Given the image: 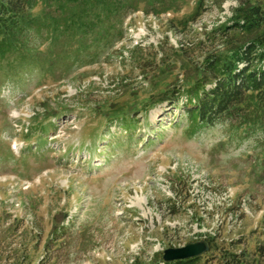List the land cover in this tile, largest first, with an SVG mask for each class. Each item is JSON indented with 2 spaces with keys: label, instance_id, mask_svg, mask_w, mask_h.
Listing matches in <instances>:
<instances>
[{
  "label": "rangeland",
  "instance_id": "374dc122",
  "mask_svg": "<svg viewBox=\"0 0 264 264\" xmlns=\"http://www.w3.org/2000/svg\"><path fill=\"white\" fill-rule=\"evenodd\" d=\"M127 1L102 38L39 0L0 57V264L154 263L202 240V264H264V114L197 128L165 99L240 0Z\"/></svg>",
  "mask_w": 264,
  "mask_h": 264
},
{
  "label": "trees",
  "instance_id": "16d2710c",
  "mask_svg": "<svg viewBox=\"0 0 264 264\" xmlns=\"http://www.w3.org/2000/svg\"><path fill=\"white\" fill-rule=\"evenodd\" d=\"M38 1L0 0V57L22 46L20 38L35 19L31 11ZM49 1L62 8L63 15L71 14L69 22V18L63 19L61 29L76 26L91 30L100 24L102 38L111 35L113 25L107 24L120 6L137 9V3L128 5L127 0ZM176 2L153 0L150 3L155 12L162 13L172 9V3ZM231 22L215 29L225 40V48L206 55L199 65V78L180 86L175 98L165 97L178 106L185 95L187 121L194 127L213 126L227 117L246 121L249 113H255L254 117L264 114V0H240ZM235 33L241 34L238 40L233 39ZM155 258L154 263L136 261L131 264H202L201 255L174 261H163L158 255ZM221 263L247 264L242 254L237 253H228Z\"/></svg>",
  "mask_w": 264,
  "mask_h": 264
},
{
  "label": "water",
  "instance_id": "95a60500",
  "mask_svg": "<svg viewBox=\"0 0 264 264\" xmlns=\"http://www.w3.org/2000/svg\"><path fill=\"white\" fill-rule=\"evenodd\" d=\"M210 243L206 240L191 242L185 246L166 248L163 250V261L182 260L200 256L210 250Z\"/></svg>",
  "mask_w": 264,
  "mask_h": 264
}]
</instances>
